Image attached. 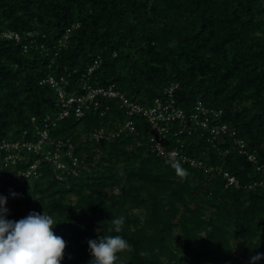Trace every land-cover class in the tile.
Masks as SVG:
<instances>
[{
	"label": "trees",
	"instance_id": "1",
	"mask_svg": "<svg viewBox=\"0 0 264 264\" xmlns=\"http://www.w3.org/2000/svg\"><path fill=\"white\" fill-rule=\"evenodd\" d=\"M76 23L49 68L59 40ZM3 30L20 33L23 41L0 39L1 130L26 128L32 116L57 109L55 90L41 85V77L66 74L74 83L100 56L92 81L115 83L143 104L178 82L182 107L190 111L201 98L223 108L222 119L264 162V0H0ZM24 42L33 44L28 52ZM116 116L115 107L105 115L92 110L61 122L56 134L77 141ZM135 121L139 134L80 144L88 166L78 178L64 182L49 172L34 181L4 182L7 219L53 215L55 234L67 242L62 264H89L87 241L98 235H119L131 245L132 251L117 254V264H252L253 256L264 254V183L230 188L222 176L191 166L179 175L151 151L145 120ZM185 137L189 153L226 167L242 183L264 182L231 138L217 152ZM120 216L122 230L109 231L111 219ZM233 241L246 242L242 257L235 256Z\"/></svg>",
	"mask_w": 264,
	"mask_h": 264
},
{
	"label": "built area",
	"instance_id": "2",
	"mask_svg": "<svg viewBox=\"0 0 264 264\" xmlns=\"http://www.w3.org/2000/svg\"><path fill=\"white\" fill-rule=\"evenodd\" d=\"M73 24L59 40L58 49L48 67L54 64L55 57L67 45ZM23 36L14 30L0 31V39L23 41ZM33 46L23 43L24 52ZM36 47L47 52L44 44ZM100 56L94 58L87 71L74 81L66 74L48 73L40 78L41 85L51 86L56 93L57 109L42 118L32 116L30 125L23 129H0V187L4 182L14 184L40 179L45 173H53L60 181L78 178L88 164L85 152L78 146L85 142L102 143L112 141L128 134H139L135 117H141L149 127L148 142L157 156L178 161L180 165L203 170L207 174L222 176L225 186L253 190L263 181L242 183L238 176L222 165L211 164L203 158L188 152L192 144L185 135L196 137V143L205 141L212 148L221 152L228 138H231L238 152L256 164V170L264 173V162L260 163L255 152L247 146L246 140L238 136L235 126L222 119L224 110L197 98L189 110L182 107L177 98L179 83L165 86L159 96L151 103L143 104L121 91L115 83L102 85L92 81L91 76L101 67ZM79 86L78 88L75 87ZM81 90H80V89ZM119 110L121 116L80 134V140L70 135H57L61 122L69 118H81L92 110H99L101 115ZM83 127L80 125L78 129ZM225 154L230 152L226 147Z\"/></svg>",
	"mask_w": 264,
	"mask_h": 264
},
{
	"label": "clouds",
	"instance_id": "3",
	"mask_svg": "<svg viewBox=\"0 0 264 264\" xmlns=\"http://www.w3.org/2000/svg\"><path fill=\"white\" fill-rule=\"evenodd\" d=\"M172 166L179 175H186L178 161ZM15 197L17 194L12 193ZM7 198L0 195V264H62L67 242L54 232L58 225L53 215L30 212L18 221L7 219L9 210L5 206ZM114 226L109 231L119 233L125 217L111 219ZM92 259L89 264H117L118 253L132 251L131 245L119 235L101 236L88 240ZM264 258V254L252 257V264Z\"/></svg>",
	"mask_w": 264,
	"mask_h": 264
},
{
	"label": "rangeland",
	"instance_id": "4",
	"mask_svg": "<svg viewBox=\"0 0 264 264\" xmlns=\"http://www.w3.org/2000/svg\"><path fill=\"white\" fill-rule=\"evenodd\" d=\"M55 74V73H54ZM47 75V74H46ZM46 75H44V76H46ZM99 157V155H97V158ZM71 199L73 200V198H72V196H71ZM138 212V211H137ZM14 221H18V220H14ZM233 246H234V249H235V251H234V254H235V256H237V257H242V255H243V251H244V247H245V245H246V242H240V241H233ZM122 264H128L127 262H124V263H122ZM199 264H209V263H207V262H202V263H199Z\"/></svg>",
	"mask_w": 264,
	"mask_h": 264
}]
</instances>
